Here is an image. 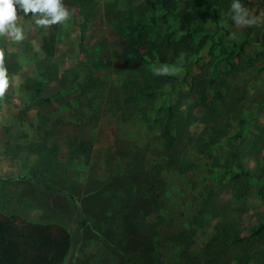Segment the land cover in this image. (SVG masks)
Here are the masks:
<instances>
[{"label": "rangeland", "instance_id": "374dc122", "mask_svg": "<svg viewBox=\"0 0 264 264\" xmlns=\"http://www.w3.org/2000/svg\"><path fill=\"white\" fill-rule=\"evenodd\" d=\"M82 1L84 10L78 6L80 0H64L72 16L63 25L41 29L29 15L18 20L25 33L22 41L0 37V46L13 52L4 61L9 76H16L22 61H30L29 75L22 76L24 82L33 78L38 83L32 91L42 90L40 109L21 115L27 107L24 104L20 117L10 126L9 140L0 142V210L32 222L65 226L72 235L66 264H184L186 245L177 237L198 228L204 198L218 195L226 203L240 187L229 175L219 174L220 166H213L215 159L223 164L228 144L208 157L185 140V160L196 166L186 173L167 166L162 116L170 105L188 102L197 117L191 133L202 134L207 110L191 88L194 79L211 65L215 91L208 93L206 105L215 103L222 111L225 105L235 107L242 118L253 114L264 127V0H250L247 7L260 17L256 26L239 27L225 13H219L217 19L199 18L192 25L193 54L176 57L170 49L163 58L154 43L143 42L147 32L153 40L157 30L165 31L160 18L164 12L145 7L149 0ZM197 11L204 10L198 7ZM176 15L177 11L166 15L170 23L166 33H173L178 41L181 33ZM131 44L139 51V67L125 59L126 54L133 56L128 53ZM163 66H168L166 75L174 84L163 86L158 99H144L133 113L126 111L128 83L139 80L144 69ZM23 91L27 102L29 93L25 87ZM178 110L181 113L185 107ZM238 131L235 124L231 134ZM74 137L93 141L89 162L72 157L69 143ZM55 144L60 147L56 160L61 166L51 160L47 169L53 173L40 174L41 154ZM6 150L15 158L6 155ZM128 151L146 152L148 170L162 166L160 204L149 193L150 181L130 169V159L123 155ZM243 163L244 170L255 172L258 179L239 205H250L243 216L245 235H249L264 224L260 183L264 153L259 167L251 158ZM222 219L206 221L190 236L189 250L196 264L212 260L215 250L210 242Z\"/></svg>", "mask_w": 264, "mask_h": 264}, {"label": "trees", "instance_id": "16d2710c", "mask_svg": "<svg viewBox=\"0 0 264 264\" xmlns=\"http://www.w3.org/2000/svg\"><path fill=\"white\" fill-rule=\"evenodd\" d=\"M184 2V6L180 4ZM245 7L250 5V0H243ZM231 0H157L147 1L145 7L154 12H164L160 18L164 22V33L157 30V36L152 40L151 34L146 33L143 42L153 44L159 49L158 56L163 58L166 50H172L176 57H188L193 54L192 44L194 42V32L192 25L199 18L217 19L219 13H225L231 20L230 14ZM78 6L85 9L82 0ZM198 7L203 8V13L197 11ZM177 11L179 22L178 31L181 37L178 41L173 39V33H166L169 29V22L166 18L167 14ZM31 16V14H29ZM142 37V36H140ZM1 44V43H0ZM245 46H242L243 52ZM4 50V61L6 57L12 56ZM128 53H132L130 57L125 55L128 62L135 63L140 66L139 51L134 44L128 48ZM154 58V57H153ZM165 62V59H162ZM155 69H144L141 77L137 81L128 83L124 99V108L129 113H133L144 99H158L163 94V86L168 83L174 84V80L167 75H155ZM211 65H208L194 79L192 85V93L199 95L207 110V116L204 121L206 128L199 137H195L190 132V126L197 121L196 115L191 112L192 105L188 102L176 103L170 105L162 116L161 121V138L163 139L164 153L167 155V166L176 169L180 173H186L192 170L196 165L185 160L184 149L182 144L185 140L197 146V152L201 155L212 157V151L228 144L225 151L223 164L218 163L215 159L213 166H220L223 170L220 175L230 176V180L238 185L239 191L234 194L233 200L229 202H221L219 196L206 197L203 200L201 211L199 214L198 228H202L206 221H212L222 217V222L215 236L212 238L210 245L215 250L212 260L206 264H264V224L251 230L248 236H244L246 229L241 223L242 216L248 211V205L239 207L244 203V198L248 195L249 187L256 180V173L253 171H245L243 160L251 158L259 167L261 164L262 154L264 151V127L253 119V114L247 118L239 115V110L235 107L225 105V111L220 109L215 103L206 105V99L210 91H215V82L210 76ZM34 83H38L33 78H27L24 87L29 93L28 101L21 115H26L31 109H40L42 101L38 95L42 92L41 88H37V92H33ZM225 101H222V103ZM223 103V104H224ZM264 106V101L262 102ZM185 107V111L179 113L180 108ZM229 107V108H228ZM259 108V107H258ZM234 112V116L232 113ZM37 117L41 115L38 111ZM255 122V123H254ZM238 127V132L231 134V130ZM211 132L205 140L204 136L207 132ZM7 149L10 144L7 143ZM93 141L90 139L74 137L69 143L70 153L73 158L83 159L89 162L93 152ZM59 145L55 144L48 150L47 154L41 155L43 168L40 174L53 173L47 166L52 161L61 166L57 161ZM6 155H14L8 153ZM123 155L129 157L130 169L139 172V174L147 178L152 187L149 193L156 198V204H160L161 191V170L162 166L157 164L151 170L147 169L146 152H124ZM56 176V175H55ZM258 180V179H257ZM262 184V197H264V178H260ZM154 192V193H153ZM150 194V195H151ZM221 195V193H219ZM242 202V203H240ZM240 203V204H239ZM246 203V202H245ZM157 206V205H156ZM197 229H189L181 232L177 239L186 245L182 251V257L186 260L184 264H196L189 246V238L196 235ZM72 249V235L70 231L63 225L58 223H37L24 218L19 214L8 215L0 210V264H66V259ZM239 250L242 252L240 253Z\"/></svg>", "mask_w": 264, "mask_h": 264}, {"label": "clouds", "instance_id": "9594fccd", "mask_svg": "<svg viewBox=\"0 0 264 264\" xmlns=\"http://www.w3.org/2000/svg\"><path fill=\"white\" fill-rule=\"evenodd\" d=\"M18 12L21 15H18ZM29 14H31L29 19L41 29L63 25L72 16L64 0H0V37L16 42L22 41L25 33L18 20L20 17H28ZM230 14L234 24L239 27H253L260 22V17L253 15L245 7L243 0H231ZM232 38H236L235 33L232 34ZM154 74H169L168 66L155 69ZM10 85L11 77L4 63V50L0 49V98L4 97Z\"/></svg>", "mask_w": 264, "mask_h": 264}, {"label": "crops", "instance_id": "0c3cea01", "mask_svg": "<svg viewBox=\"0 0 264 264\" xmlns=\"http://www.w3.org/2000/svg\"><path fill=\"white\" fill-rule=\"evenodd\" d=\"M6 53L8 55L13 54V52L10 51L8 47H6ZM30 67H31L30 61L24 60L21 62V65L19 66L16 76L13 75L11 78V85L9 87V92L5 93L4 97L0 98V142L1 143H5L6 141L9 140L10 132L12 131V128L10 126L12 122L18 120V117H20V112L23 109V105L25 104L24 91H23L25 78H23L22 76L24 75V77H27L29 75ZM192 125L190 126V132ZM192 135L195 136L194 134ZM199 136L200 134L196 135L195 137H199ZM262 158H263V154H262ZM261 164H262V159H261ZM249 210H250V205L248 204V211L245 214H247ZM243 216L241 219V223L245 228V225L243 223ZM245 234L246 232L244 233V236H248Z\"/></svg>", "mask_w": 264, "mask_h": 264}]
</instances>
